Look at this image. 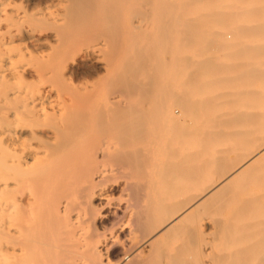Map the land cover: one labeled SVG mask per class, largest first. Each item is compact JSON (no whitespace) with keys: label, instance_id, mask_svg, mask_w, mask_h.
Masks as SVG:
<instances>
[{"label":"bare ground","instance_id":"1","mask_svg":"<svg viewBox=\"0 0 264 264\" xmlns=\"http://www.w3.org/2000/svg\"><path fill=\"white\" fill-rule=\"evenodd\" d=\"M0 264H264V0H0Z\"/></svg>","mask_w":264,"mask_h":264},{"label":"rangeland","instance_id":"2","mask_svg":"<svg viewBox=\"0 0 264 264\" xmlns=\"http://www.w3.org/2000/svg\"><path fill=\"white\" fill-rule=\"evenodd\" d=\"M175 106V107H174ZM177 106V107H176ZM171 108H172V111H173V113L175 114V115H178V116H176L177 117V120H189V119H187L186 117H184V115H181V114H183V110H182V108L179 106V105H177V104H172L171 105ZM174 108V109H173ZM177 111H176V110ZM179 112V113H178Z\"/></svg>","mask_w":264,"mask_h":264}]
</instances>
